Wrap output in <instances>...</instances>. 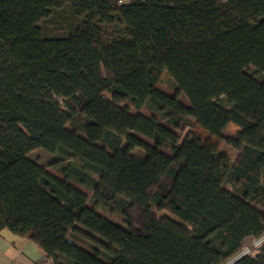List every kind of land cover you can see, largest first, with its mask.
I'll return each instance as SVG.
<instances>
[{
	"label": "trees",
	"instance_id": "16d2710c",
	"mask_svg": "<svg viewBox=\"0 0 264 264\" xmlns=\"http://www.w3.org/2000/svg\"><path fill=\"white\" fill-rule=\"evenodd\" d=\"M4 229L54 264H226L264 234V0H0Z\"/></svg>",
	"mask_w": 264,
	"mask_h": 264
},
{
	"label": "rangeland",
	"instance_id": "374dc122",
	"mask_svg": "<svg viewBox=\"0 0 264 264\" xmlns=\"http://www.w3.org/2000/svg\"><path fill=\"white\" fill-rule=\"evenodd\" d=\"M51 21V20H50ZM45 25H50V29L53 28V26H51L50 22H46ZM247 72L251 75H255L256 72L254 70V67L251 66ZM134 81H136L137 83L139 84H145V80H146V77H145V73L144 72H141L137 75H135L133 77ZM157 87L164 91L165 93L169 94V95H174L175 93V90H176V83L175 81L169 77V75H167L166 73H164L160 79V82L157 84ZM185 104H188L183 98L181 99ZM132 113H142V114H145L149 117L153 116L154 113H152L151 111L147 110V109H142V110H132ZM159 121L166 125V126H169L172 128V126L164 119H161L159 118ZM239 132V128L236 127L235 125L233 124H228L224 130V133L223 135L227 138H236L237 134ZM138 136H140L141 138H143L144 140L148 141L149 143H153L152 141H150L149 139L143 137L142 135L138 134ZM220 148L222 151L226 152L227 154H229L232 158H235L238 154V152L236 151V149H234L229 143L225 142V141H220ZM164 152H166L167 154H170L172 155V153L167 150V149H163ZM132 153L138 157H143L144 156V153L140 150V149H134L132 151ZM29 157L37 162H39L42 166L46 167L50 172H52L53 174L55 175H58L59 177L63 178V176L57 172L56 170H54L52 167H50L49 163H50V160L52 158V154L49 153L47 150H45L44 148L42 147H39V148H36L32 151L29 152ZM75 185H77L76 183L74 182H71ZM83 188V187H82ZM83 190L88 194L90 195V191L87 190L86 188H83ZM154 210L157 212L158 215H167V216H171L173 218H176L175 215H173L172 213H170L169 211H166V210H158L155 205H152ZM99 212L101 213H104L106 216L110 217L111 219H113L114 221H121L122 218L121 216L118 214V213H115V214H110V212L108 210H104V209H99ZM177 219V218H176ZM253 242V239L251 238H246L243 243H242V248L245 247V246H251Z\"/></svg>",
	"mask_w": 264,
	"mask_h": 264
},
{
	"label": "crops",
	"instance_id": "0c3cea01",
	"mask_svg": "<svg viewBox=\"0 0 264 264\" xmlns=\"http://www.w3.org/2000/svg\"><path fill=\"white\" fill-rule=\"evenodd\" d=\"M131 1L120 0L122 3ZM44 254L36 243L26 237L7 229L0 232V264H42Z\"/></svg>",
	"mask_w": 264,
	"mask_h": 264
},
{
	"label": "built area",
	"instance_id": "2783aa9c",
	"mask_svg": "<svg viewBox=\"0 0 264 264\" xmlns=\"http://www.w3.org/2000/svg\"><path fill=\"white\" fill-rule=\"evenodd\" d=\"M120 1V0H119ZM264 244V234H262L261 236L254 238L253 242L251 244V246H245L242 248L241 252L234 257L232 260H230L228 263L226 264H231L233 263V261H235L236 259H238L239 257L246 255V254H253L256 250H258L262 245ZM42 264H54L53 260L51 258H49L46 254H44L42 261Z\"/></svg>",
	"mask_w": 264,
	"mask_h": 264
}]
</instances>
